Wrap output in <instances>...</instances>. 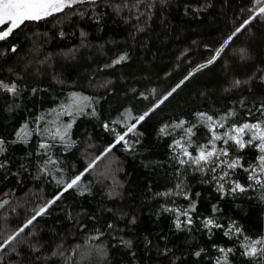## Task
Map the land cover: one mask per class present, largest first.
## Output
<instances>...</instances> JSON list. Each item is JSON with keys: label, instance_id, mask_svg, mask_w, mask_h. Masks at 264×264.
<instances>
[{"label": "trees", "instance_id": "1", "mask_svg": "<svg viewBox=\"0 0 264 264\" xmlns=\"http://www.w3.org/2000/svg\"><path fill=\"white\" fill-rule=\"evenodd\" d=\"M259 7L257 0H86L26 21L0 41V81L17 86L15 95L0 90V238L15 234L61 193L58 181L67 183L96 161L77 187L0 251V264H264L242 254L245 244L264 240V188L248 179L252 168L259 175V149L227 146L228 159L244 164L230 180L252 187L222 194L212 173L179 165V150L172 148L183 134L173 127L181 120L184 128L196 125L194 144L207 143L198 113L234 112L228 124L264 121ZM246 20L215 62L197 70ZM121 56L126 59L114 63ZM74 93L90 97V106L57 115ZM68 123L67 143L48 134ZM132 124L128 143L115 144L116 133ZM165 125L167 135L160 132ZM193 202V223L180 216L178 229L177 214L168 209L183 212ZM209 217L223 227L205 228ZM233 224L241 232L226 236ZM220 248L232 251L225 258Z\"/></svg>", "mask_w": 264, "mask_h": 264}, {"label": "snow or ice", "instance_id": "2", "mask_svg": "<svg viewBox=\"0 0 264 264\" xmlns=\"http://www.w3.org/2000/svg\"><path fill=\"white\" fill-rule=\"evenodd\" d=\"M86 0H0V27L7 25L4 27L3 30H0V41L6 40L10 37L13 32L20 28L26 21H40L46 19L48 17L54 16L57 13L63 12L66 8H71L76 4H83ZM88 2L94 3L95 0H88ZM259 3L260 0H257ZM258 14H264V7H259ZM255 18V15L252 17ZM250 23V20H246L241 28H237L236 31L229 36L228 40L224 42V44L215 51V54L211 59L207 61L206 64H202L199 66V69L205 68L208 65L215 62V60L224 52L225 48L228 46L229 42L232 40L233 36L241 31V29ZM13 52L16 51L15 46L11 49ZM243 51V50H241ZM126 59V57L121 56L119 60L115 61L114 63H120L122 60ZM189 75H192L190 73ZM188 77H185L187 79ZM183 83V81H181ZM240 81H236L235 85H239ZM180 85H177L179 87ZM0 90H5L11 94H17V86L15 83L9 85L5 84L3 81H0ZM176 89H173L174 92ZM35 91V90H33ZM172 92H169L168 95L170 96ZM168 97L165 96L160 103H163V100H166ZM91 98L87 96H82L79 94H72L71 96V103L68 105H62L61 111L57 113V115H68L73 116V109L75 113L78 115L83 113L87 107L90 106ZM159 104L155 105L158 107ZM150 109L149 111H153ZM56 111V110H53ZM95 114L93 110V115ZM261 114L264 115V105L261 106ZM149 115V112H145L143 115L136 118V122L139 123L143 121L145 117ZM200 122L207 128L208 133V140L206 144H194L192 137L195 135L193 129L196 125H191L187 128H184L186 121L181 120L179 123L173 125L175 129L182 130V136L179 139H175L172 145L173 150H179V155L174 157L177 160L178 164L181 166H189L194 167L195 171H198L202 174L212 173V180L217 182V191L221 192L222 194L230 193H244L248 190V188L252 187L249 184L247 187L239 183L238 181H231L230 180V173L234 172L237 168H244V164L242 163V158L235 157L231 160L228 159L230 156L229 148L227 146L231 145L235 148L236 151L244 150L246 147L255 146L259 149L261 155L259 156V175L255 168L250 170V174L248 179L251 181H255L256 184H259L262 188H264V121H256V122H244L240 125L235 123L228 124V120L230 117L235 116L234 112H229L224 116L219 118H214L211 115H207L205 113H198L197 114ZM249 116L252 115L251 112L248 113ZM43 119V117H40ZM74 122V121H73ZM55 123V122H53ZM72 123H68L63 127L61 130L60 127H56L55 131L52 132L48 130V134L51 136L52 139H56L57 137L60 141L67 143L66 136L68 135V130L71 129ZM105 128L108 125H104ZM136 125L132 124L127 128V131L123 134L116 133L115 144H119L124 142L125 144L128 141L125 137L128 133L133 132ZM168 125H165L163 128L160 129V132L163 134H168L166 129ZM220 129H225V131L220 132ZM39 131V129H37ZM21 133L27 135L25 129H21L20 132L17 133L18 137L23 139ZM250 134V135H249ZM245 135H249V139L246 141L244 139ZM217 142H220L222 145L221 147L217 146ZM3 144L4 141L0 140V152H3ZM115 144L109 146V148L105 149V153L111 151L112 147H115ZM40 148L47 149L49 147L46 143H41ZM129 147H131L129 145ZM190 148H194L195 155L192 151H189ZM101 157H97L96 159L99 160ZM96 161L91 162L84 170V172L80 173L79 175L75 176L74 178L70 179L67 183L63 180L58 181L59 184H63L64 188L61 193H59L52 201L48 202V205L45 207H41L39 210L35 212V215L32 216L31 219L27 221L26 224L23 225L15 234L8 236L6 239L0 238V251H2L7 245L11 244L12 241L16 240L21 232L24 231L29 225L33 223V221L38 217L43 215L47 211V207L51 206L52 203H55V200L59 199L63 192L68 191L74 187H77L83 175L89 171L92 167H94ZM48 163H55L54 161L49 160ZM0 167H3L0 164ZM245 171H249V169H245ZM223 181V183L221 182ZM225 183H229L230 187L228 188L227 192L225 191ZM180 185H177L179 188ZM172 193H164L163 195H171ZM177 195L180 193L177 192ZM199 195V194H197ZM190 199V197H187ZM3 205H0L2 207ZM196 204L193 202L191 207L185 209L183 212L180 209H168V211L175 212L177 214L176 218V227L179 229L181 228V220L180 216H183L185 219L183 221L184 224L190 225L193 223L192 217L190 215L191 212L195 211ZM213 212H216L217 209L215 206L212 208ZM203 226L209 230L211 228H221L223 225L218 224L215 220L211 217L205 218L203 220ZM235 231L236 233H240L241 229L236 225L230 226L226 231L225 235H229L230 232ZM257 245H261V247H257ZM245 251L242 253L248 257H261L264 258V240H252L251 244H245L244 246ZM219 251L227 257V253L231 252L232 249L229 248L225 250L224 248H220ZM55 254V253H54ZM197 256L200 255L199 252L196 253ZM217 264H220L218 261Z\"/></svg>", "mask_w": 264, "mask_h": 264}, {"label": "rangeland", "instance_id": "3", "mask_svg": "<svg viewBox=\"0 0 264 264\" xmlns=\"http://www.w3.org/2000/svg\"><path fill=\"white\" fill-rule=\"evenodd\" d=\"M260 1H262V3L264 4V0H260ZM0 30H2V29H0Z\"/></svg>", "mask_w": 264, "mask_h": 264}]
</instances>
